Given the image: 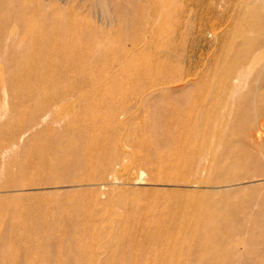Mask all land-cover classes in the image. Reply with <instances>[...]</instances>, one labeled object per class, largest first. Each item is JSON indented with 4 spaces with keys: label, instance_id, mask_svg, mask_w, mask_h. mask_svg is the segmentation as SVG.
Returning <instances> with one entry per match:
<instances>
[{
    "label": "rangeland",
    "instance_id": "1",
    "mask_svg": "<svg viewBox=\"0 0 264 264\" xmlns=\"http://www.w3.org/2000/svg\"><path fill=\"white\" fill-rule=\"evenodd\" d=\"M263 220L264 0H0V264H264Z\"/></svg>",
    "mask_w": 264,
    "mask_h": 264
},
{
    "label": "bare ground",
    "instance_id": "2",
    "mask_svg": "<svg viewBox=\"0 0 264 264\" xmlns=\"http://www.w3.org/2000/svg\"><path fill=\"white\" fill-rule=\"evenodd\" d=\"M262 98V97H261ZM248 108H251L250 105H248V103L246 104L245 106V113L247 112L248 115H252V112L248 109ZM251 129V128H250ZM251 134V133H250ZM260 136V135H259ZM250 163H251V159H250ZM247 164H248V160H247ZM258 221V220H257ZM264 221V220H263ZM259 222V221H258Z\"/></svg>",
    "mask_w": 264,
    "mask_h": 264
}]
</instances>
